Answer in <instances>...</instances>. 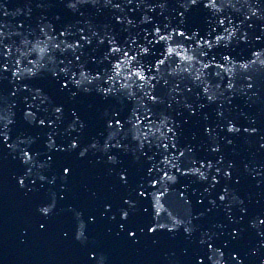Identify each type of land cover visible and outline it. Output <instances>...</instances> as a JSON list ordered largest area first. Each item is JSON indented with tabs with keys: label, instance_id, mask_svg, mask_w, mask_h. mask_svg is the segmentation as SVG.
<instances>
[{
	"label": "snow or ice",
	"instance_id": "6c2138e0",
	"mask_svg": "<svg viewBox=\"0 0 264 264\" xmlns=\"http://www.w3.org/2000/svg\"><path fill=\"white\" fill-rule=\"evenodd\" d=\"M9 187L20 248L67 212L75 264H264V0H0Z\"/></svg>",
	"mask_w": 264,
	"mask_h": 264
},
{
	"label": "water",
	"instance_id": "95a60500",
	"mask_svg": "<svg viewBox=\"0 0 264 264\" xmlns=\"http://www.w3.org/2000/svg\"><path fill=\"white\" fill-rule=\"evenodd\" d=\"M9 2L16 7L21 0H9ZM240 152L246 154V147L241 146ZM35 203V200L22 198L11 187L7 195L0 200V264H75L74 251L70 247L61 245L55 239L58 229L73 227L75 224L71 214L67 212H59L54 217L52 232L47 239L34 241L27 249L17 246L16 237L19 235L20 227L27 221L34 222L35 220ZM65 204L87 208L89 207L87 193L78 191L69 201L62 202V206ZM101 228L102 226H97L98 230ZM166 251L167 245H162L159 251L142 253L134 250L114 249L113 255L115 264H170V258L165 254Z\"/></svg>",
	"mask_w": 264,
	"mask_h": 264
}]
</instances>
